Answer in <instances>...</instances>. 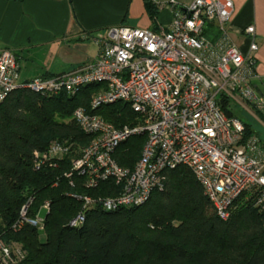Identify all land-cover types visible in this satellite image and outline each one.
<instances>
[{"label": "built area", "instance_id": "built-area-1", "mask_svg": "<svg viewBox=\"0 0 264 264\" xmlns=\"http://www.w3.org/2000/svg\"><path fill=\"white\" fill-rule=\"evenodd\" d=\"M169 6L174 10L170 27H110L93 62L52 77L20 81L15 52H0V102L20 88L76 94L89 85L99 87L89 108L74 111L91 143L67 176H84L92 188L112 180L122 193L81 197L83 210L71 221L73 227L82 225L87 208L96 204L112 211L146 203L164 189L167 173L178 167L194 173L224 220L233 202L252 189L261 191L257 206L264 212V140L257 134L246 136L245 122L223 108L226 100L229 108L232 103L241 106L264 123V97L254 83L260 76L256 27H245L249 47L243 51L230 36L233 0H194L188 6L171 0ZM116 102L131 106L139 117L136 125L117 127L98 113ZM140 134L146 135V142L129 170L115 154L122 143ZM67 152L68 147L56 142L48 155L62 157ZM28 208L23 207L22 218L39 222L40 214L27 218ZM10 255L0 239V256Z\"/></svg>", "mask_w": 264, "mask_h": 264}, {"label": "trees", "instance_id": "trees-1", "mask_svg": "<svg viewBox=\"0 0 264 264\" xmlns=\"http://www.w3.org/2000/svg\"><path fill=\"white\" fill-rule=\"evenodd\" d=\"M146 6L154 15L152 0ZM98 91V85L76 94L20 88L0 102V239L12 264H264V212L257 206L261 191L242 193L224 220L185 167L169 171L164 189L146 203L112 211L96 204L87 208L82 225L71 226L83 210L81 197L122 193L112 180L92 188L84 176H67L91 143L74 111L89 108ZM223 108L234 116L228 101L223 100ZM97 111L117 127L139 121L124 102ZM245 124L246 136L254 134ZM56 142L68 147L62 157L48 155ZM145 142L140 134L122 143L115 154L120 165L133 170ZM28 204L27 218L40 214L39 222L22 218Z\"/></svg>", "mask_w": 264, "mask_h": 264}, {"label": "crops", "instance_id": "crops-1", "mask_svg": "<svg viewBox=\"0 0 264 264\" xmlns=\"http://www.w3.org/2000/svg\"><path fill=\"white\" fill-rule=\"evenodd\" d=\"M169 1L152 0L156 8L152 15L146 0H0V52L5 48L15 52L20 81L74 71L96 59L110 27H170L174 10ZM176 1L188 6L194 0ZM233 2L230 36L243 51L249 47L245 27H256L260 76L254 83L264 97V0ZM260 137L264 140V135Z\"/></svg>", "mask_w": 264, "mask_h": 264}, {"label": "rangeland", "instance_id": "rangeland-1", "mask_svg": "<svg viewBox=\"0 0 264 264\" xmlns=\"http://www.w3.org/2000/svg\"><path fill=\"white\" fill-rule=\"evenodd\" d=\"M230 109L232 110L234 115L251 124L257 134H260V136L264 135V126H262V124L260 125V123L255 119V117L251 113L243 109L241 106L235 105L233 103L230 105ZM43 216H45V214L41 217L44 218ZM13 249L15 254L19 253V247L13 246ZM0 264H12L11 258L0 256Z\"/></svg>", "mask_w": 264, "mask_h": 264}]
</instances>
